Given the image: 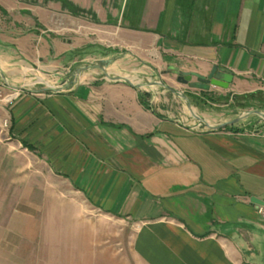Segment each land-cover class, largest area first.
I'll return each instance as SVG.
<instances>
[{
	"label": "crops",
	"instance_id": "0c3cea01",
	"mask_svg": "<svg viewBox=\"0 0 264 264\" xmlns=\"http://www.w3.org/2000/svg\"><path fill=\"white\" fill-rule=\"evenodd\" d=\"M122 52L156 73L216 66L227 89L175 90L260 104L264 0H0V90L15 95L0 100V264H264V133L201 128L103 72L63 77ZM114 219L129 228H98Z\"/></svg>",
	"mask_w": 264,
	"mask_h": 264
},
{
	"label": "rangeland",
	"instance_id": "374dc122",
	"mask_svg": "<svg viewBox=\"0 0 264 264\" xmlns=\"http://www.w3.org/2000/svg\"><path fill=\"white\" fill-rule=\"evenodd\" d=\"M97 55H99L97 53ZM107 59H112L113 62L112 64L108 67L107 72L109 73V75L111 76H119V77H125L128 78L130 81H132L133 84H150V86L152 87V89H155L158 92H164L165 93V99L166 102L174 108L176 107H180L184 113H186L188 116L190 115V117L192 116V112L194 111L196 112L192 107L194 106V108H197L200 113L202 115L197 114L198 116L202 117V118H206L209 119L208 116L210 115V117H221L223 119H226V121H231L235 118H237L238 116L248 112V111H254L255 109H240L235 110L238 108L240 101H237L236 99H232L230 100L229 97H220L218 95H212L211 97H205L204 95L202 96H194L191 93H183V92H178L175 89L178 87H181L180 82H177V77L176 75L169 73L170 69H174L172 67H164L162 70L158 71L157 73L152 71V69H150L147 65H145L144 63L140 62L136 57H134L133 55H128L127 53H121L118 55H112L106 59L103 60H107ZM97 61H91L89 60L88 62L85 63H80L75 65L74 67H72L71 70L65 71V74H63V77L68 78L71 76V74L78 68L80 67H84L86 65H91L96 63ZM175 70V69H174ZM94 75L97 76H101L102 75V71L101 70H94L93 72ZM34 81H32L35 84L36 88H45V87H49V86H53L51 85L50 82L47 81H43L41 79H33ZM52 82L57 83L56 79H51ZM165 86H163V85ZM166 87L174 90V91H170L168 90ZM185 87H187L188 89H192L190 88L188 85H185ZM177 88V89H178ZM148 89V88H146ZM180 89V88H179ZM180 91V90H179ZM190 91V90H187ZM4 95V94H3ZM149 95V94H148ZM187 98L188 102L190 103L191 106V110L188 108L187 106V102L184 98ZM189 96L198 99L199 101H197L198 103L194 102V99H190ZM149 98L145 97L144 98V103L148 104L149 102ZM254 106H260V104H256ZM231 113L228 114V116H226V113ZM264 113V111H261ZM197 113V112H196ZM224 116H223V115ZM170 115H172V113H170ZM167 116V115H166ZM243 124H241L239 126V130L240 131H260L264 133V121L261 120L260 118H258L257 116H249L246 119H244ZM213 123V122H212ZM229 127V126H228ZM57 196V191L52 192L51 196ZM67 198H68V202L69 203H73L75 201H77L78 205H77V209H79L80 212L84 213V215H94L91 213L92 209L91 207L85 202L83 201V199H81L80 195L75 194L74 191L71 190H67ZM80 198V199H79ZM52 211L54 210L55 207L52 205ZM75 205L69 206L67 208V212L68 213H74L75 212ZM57 210V209H56ZM98 228L100 229H115V230H123V229H127L129 228V226H127V223L119 220V219H114L113 221L109 222V223H105V222H100ZM69 229V227H68Z\"/></svg>",
	"mask_w": 264,
	"mask_h": 264
},
{
	"label": "water",
	"instance_id": "95a60500",
	"mask_svg": "<svg viewBox=\"0 0 264 264\" xmlns=\"http://www.w3.org/2000/svg\"><path fill=\"white\" fill-rule=\"evenodd\" d=\"M112 62H113L112 59L100 60L94 64L86 65L84 67H80V68L76 69L71 74V80L72 79L76 80L77 78H79L80 76H82L83 74H85L87 72H91L94 70H101L104 73L106 79H108L110 81H120V82L125 83L126 85H129L131 87H135L137 89H146V88L151 87L150 84H136L135 85L128 78L109 75V73L107 72V69L112 64ZM169 73L176 75L177 81L180 82L181 84L188 85L192 89L204 90V91H209L211 87H219L222 89H227L233 80V75L231 73H229L228 71H221L216 66H214L211 69L210 73L207 76H202L198 73L179 72L177 70H172V69L169 70ZM71 84H69V85H71ZM166 88L170 91H174L168 87H166ZM66 89H67V86H65V85L49 86V87L42 88L41 92L61 93ZM182 98H184L186 100L187 106L191 110L192 108H191L190 103L188 102L187 98H185L184 96ZM191 112H192V118L198 122V125L201 128H206V129H209L211 131H216V130H219V129L224 128L226 126L235 125V124L239 123L240 121H243L244 119H246L249 116H257L258 118H260L261 120L264 121V113L261 111H258V110H254V111H248V112L238 116L235 120H233L231 122L223 123V124H217V125H211L204 118L198 116L194 111H191ZM252 202L254 204H256L257 206L264 205L263 202L257 201L256 199H252Z\"/></svg>",
	"mask_w": 264,
	"mask_h": 264
},
{
	"label": "trees",
	"instance_id": "16d2710c",
	"mask_svg": "<svg viewBox=\"0 0 264 264\" xmlns=\"http://www.w3.org/2000/svg\"><path fill=\"white\" fill-rule=\"evenodd\" d=\"M149 95L148 94H142V104L144 105L145 108H148L147 104L144 103V98L145 97H148ZM190 99H194V102L195 103H198L197 101H199L198 99H195L191 96H189ZM254 98H256V95H250V96H245V97H237L235 98L237 101H240V104L238 106V108H242V109H249V108H255L252 104H251V101L254 100ZM257 100V99H255ZM259 100V99H258ZM260 106H258L257 108H255V110H257L258 108L261 109V108H264L263 104H264V101L261 100L260 102ZM233 127H227L226 129H232Z\"/></svg>",
	"mask_w": 264,
	"mask_h": 264
},
{
	"label": "built area",
	"instance_id": "2783aa9c",
	"mask_svg": "<svg viewBox=\"0 0 264 264\" xmlns=\"http://www.w3.org/2000/svg\"><path fill=\"white\" fill-rule=\"evenodd\" d=\"M14 96H15L14 94L3 95V93L0 90V100H4V101L10 103V102H12ZM4 126H7V123H5ZM258 214L264 219V205L258 207Z\"/></svg>",
	"mask_w": 264,
	"mask_h": 264
}]
</instances>
